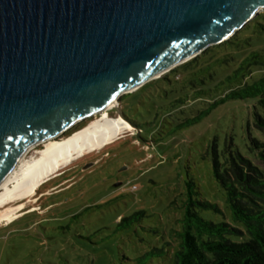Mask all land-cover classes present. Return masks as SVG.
Instances as JSON below:
<instances>
[{
	"label": "water",
	"instance_id": "1",
	"mask_svg": "<svg viewBox=\"0 0 264 264\" xmlns=\"http://www.w3.org/2000/svg\"><path fill=\"white\" fill-rule=\"evenodd\" d=\"M262 9L264 0H0V182L36 145L228 40Z\"/></svg>",
	"mask_w": 264,
	"mask_h": 264
},
{
	"label": "rangeland",
	"instance_id": "2",
	"mask_svg": "<svg viewBox=\"0 0 264 264\" xmlns=\"http://www.w3.org/2000/svg\"><path fill=\"white\" fill-rule=\"evenodd\" d=\"M262 13L264 9L257 16ZM259 20L264 24V14ZM244 35L251 37V45L245 47L247 52L264 47L261 25L252 23ZM253 104L252 99L226 101L197 124L172 135L157 132L155 142L137 138L138 130L132 125L133 129L125 130L104 147L76 157L40 183L35 194L9 204H23L18 216L27 210L39 211L9 226L5 225L10 221L0 222V264H173L178 245L170 231L179 227L176 219L181 211L171 204L184 191L187 173L196 178L203 197L222 209L202 210L201 214L214 221L230 217L225 191L213 173V146L216 140L223 154L232 138L234 150L252 157L249 132L260 135L253 124ZM116 106L121 107V102L106 110L111 120L120 116ZM124 112L135 115L129 103L124 105ZM100 114L85 118L57 138L70 135ZM144 135L148 140L153 138L148 130ZM41 147L43 142L26 157L35 155ZM104 149L117 154L101 157L84 169L87 163L81 165L83 160L96 159ZM114 159L119 161L111 165ZM123 162L128 167L118 172L123 183L116 186L117 180L110 173ZM48 189L52 190L44 193ZM53 200L57 201L51 205L54 207L44 214L47 210L40 208L41 203ZM95 204L100 206L73 216ZM138 210L145 211L141 220H122ZM166 241L172 243L165 244ZM155 248L166 252L158 256L155 250L149 257L147 252Z\"/></svg>",
	"mask_w": 264,
	"mask_h": 264
},
{
	"label": "trees",
	"instance_id": "3",
	"mask_svg": "<svg viewBox=\"0 0 264 264\" xmlns=\"http://www.w3.org/2000/svg\"><path fill=\"white\" fill-rule=\"evenodd\" d=\"M263 14L228 40L210 46L120 99L124 116L137 128V138L145 142L157 141L154 137L157 132L172 135L197 124L226 101H254L253 124L260 135L249 132L252 157L234 150L232 138L223 154L216 140L213 146V173L225 191L230 217L214 221L201 214L202 210L222 212V209L218 203L203 197L198 181L187 173L184 191L171 204L181 211L176 219L179 227L170 231L178 245L173 264H264V47L247 52L245 47L251 45V37L244 35L252 23L264 28L259 20ZM126 103L133 106L136 116L124 112ZM146 130L153 135L152 139L145 137ZM105 152L110 151L104 149L101 153ZM116 154L111 153L110 157ZM118 161L114 159L111 165ZM56 202H42L40 208L47 210L44 212L47 214ZM95 206L100 204L86 206L73 216ZM38 211L27 210L5 226ZM143 215L145 211L138 210L122 220L133 223ZM155 250L158 256L166 252L155 248L147 255L151 257Z\"/></svg>",
	"mask_w": 264,
	"mask_h": 264
},
{
	"label": "bare ground",
	"instance_id": "4",
	"mask_svg": "<svg viewBox=\"0 0 264 264\" xmlns=\"http://www.w3.org/2000/svg\"><path fill=\"white\" fill-rule=\"evenodd\" d=\"M116 102L108 106H115ZM105 108L100 117L61 138L43 141L36 154L24 157L0 182V222L18 216L23 204L9 205L35 194L40 183L70 164L76 157L97 150L112 142L118 135L134 127L123 116L111 120Z\"/></svg>",
	"mask_w": 264,
	"mask_h": 264
},
{
	"label": "flooded vegetation",
	"instance_id": "5",
	"mask_svg": "<svg viewBox=\"0 0 264 264\" xmlns=\"http://www.w3.org/2000/svg\"><path fill=\"white\" fill-rule=\"evenodd\" d=\"M110 156H111V153L110 152H105V153H101V156H98L96 159H92L90 157H87V158H85L83 160V162L81 163V165H83L84 163L92 162V161H96V163H97V162H99L101 160V157L104 158V157H110ZM81 165H79V166H81ZM124 167H128V165H126L125 162L121 163L119 166H117L115 168V170L113 172L110 173L111 176H114L116 178V180H117L115 182V184L118 183V182H121V184L123 183V179L121 178V175L118 172H120L122 170V168H124Z\"/></svg>",
	"mask_w": 264,
	"mask_h": 264
},
{
	"label": "crops",
	"instance_id": "6",
	"mask_svg": "<svg viewBox=\"0 0 264 264\" xmlns=\"http://www.w3.org/2000/svg\"><path fill=\"white\" fill-rule=\"evenodd\" d=\"M50 190H52V189H48L47 191H45L44 193H47L48 191H50Z\"/></svg>",
	"mask_w": 264,
	"mask_h": 264
}]
</instances>
